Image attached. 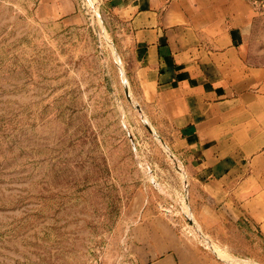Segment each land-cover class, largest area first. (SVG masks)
I'll use <instances>...</instances> for the list:
<instances>
[{
  "label": "rangeland",
  "instance_id": "obj_1",
  "mask_svg": "<svg viewBox=\"0 0 264 264\" xmlns=\"http://www.w3.org/2000/svg\"><path fill=\"white\" fill-rule=\"evenodd\" d=\"M256 12L250 59L264 63ZM131 57L102 0H0V264H130L147 214L221 263L264 264L247 221L228 225L209 201L193 210L187 164Z\"/></svg>",
  "mask_w": 264,
  "mask_h": 264
},
{
  "label": "crops",
  "instance_id": "obj_2",
  "mask_svg": "<svg viewBox=\"0 0 264 264\" xmlns=\"http://www.w3.org/2000/svg\"><path fill=\"white\" fill-rule=\"evenodd\" d=\"M102 1L131 52L141 99L161 113L187 164L193 210L204 217L206 201L215 203L228 225L244 219L264 238V63L250 59V0ZM147 215L130 231V264H224Z\"/></svg>",
  "mask_w": 264,
  "mask_h": 264
},
{
  "label": "built area",
  "instance_id": "obj_3",
  "mask_svg": "<svg viewBox=\"0 0 264 264\" xmlns=\"http://www.w3.org/2000/svg\"><path fill=\"white\" fill-rule=\"evenodd\" d=\"M256 10H262L264 8V0H250Z\"/></svg>",
  "mask_w": 264,
  "mask_h": 264
},
{
  "label": "bare ground",
  "instance_id": "obj_4",
  "mask_svg": "<svg viewBox=\"0 0 264 264\" xmlns=\"http://www.w3.org/2000/svg\"><path fill=\"white\" fill-rule=\"evenodd\" d=\"M214 249H215V248H214ZM215 251H217V250L215 249ZM220 253H221V252H220ZM218 254H219V252H218ZM221 255H222V254H221ZM225 255L227 256V254H225ZM223 256H224V255H223ZM224 257H225V256H224ZM227 258H228V256H227ZM234 258H235V257H234ZM233 260H235V259H233ZM238 261H239V260H238ZM241 261H242V260H241ZM241 261H240V262H241ZM248 261H249V260H248ZM242 262H243V261H242ZM245 263L248 264L246 260H245ZM243 264H244V263H243ZM249 264H251V263H249ZM252 264H253V263H252ZM254 264H255V263H254Z\"/></svg>",
  "mask_w": 264,
  "mask_h": 264
}]
</instances>
